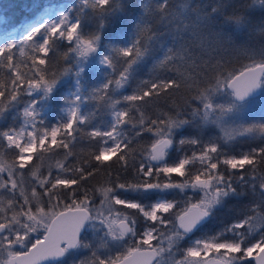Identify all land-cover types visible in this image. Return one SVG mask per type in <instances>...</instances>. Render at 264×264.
<instances>
[{
  "label": "snow or ice",
  "instance_id": "6c2138e0",
  "mask_svg": "<svg viewBox=\"0 0 264 264\" xmlns=\"http://www.w3.org/2000/svg\"><path fill=\"white\" fill-rule=\"evenodd\" d=\"M113 8V0H82L74 18L63 14L58 20L42 21L29 27L22 39L5 42L0 47V69H7L11 76L7 84L0 81V118L21 103L23 96L42 91L47 99L59 75L69 72L65 68L63 73L49 76L50 53L55 55L58 42L70 46L65 59L75 53L86 61L96 53L99 32L85 34L82 25L85 19L102 20ZM85 9L91 10L90 16L84 15ZM151 38L147 27L140 28L131 47L113 48L114 55L101 58L111 75L92 98L110 109L107 127L81 128L94 113L82 114L80 105L86 101L76 95L68 102L66 120L57 126L45 127L38 119L37 102L31 101L23 108L19 128L0 130V147L5 152L12 150L10 163L0 159V264H62V258L78 250H91V256L80 264H153L157 256H161L157 264H264V175H257V167L264 165V146L237 156L228 154L216 140H177L176 135L177 130L192 124L189 117L215 124L224 131L225 143L253 132L257 126L229 133L227 117L237 109L235 101H245L262 86L264 60L227 74L219 63L211 74L205 65L203 75L198 74L194 81V94L182 107L148 118L143 110L146 105L161 93L171 95L180 89L181 80L175 74L154 71L139 79L131 94L115 98L113 93L132 81ZM169 53L157 68L178 73L177 62L184 56ZM17 56L26 59L18 61ZM22 63L28 72L20 71ZM228 89L234 102L215 103L214 97ZM258 129L264 133V124ZM144 133L152 137L147 144L142 143ZM78 136L94 142L85 158L74 165L58 164L55 174L51 169L46 175L32 172L29 165L34 156L40 159L44 153L60 149L66 156L74 155L71 146ZM174 145L182 155L169 163ZM25 169L32 172L31 181H25ZM100 173L108 179L99 188L86 185ZM246 189L252 194L259 189L260 201L255 207L213 235H196L230 199L247 195ZM176 192L183 198H167ZM128 193H143L146 200L157 198L145 203L128 199ZM90 231L121 243L122 250L118 255L110 250L101 255L85 239ZM209 254L216 258L209 260Z\"/></svg>",
  "mask_w": 264,
  "mask_h": 264
},
{
  "label": "trees",
  "instance_id": "16d2710c",
  "mask_svg": "<svg viewBox=\"0 0 264 264\" xmlns=\"http://www.w3.org/2000/svg\"><path fill=\"white\" fill-rule=\"evenodd\" d=\"M63 1H72L76 4L74 14L82 3V0H0V15L3 16L8 29H18L25 22L28 14L40 3L52 5ZM254 2L255 0H113V10L102 20L99 18L85 19L82 31L85 34L98 31L100 40L97 48L102 54L108 56L114 55L113 48L131 47L136 41L140 28H148L152 38L147 42V51L142 62L137 66L138 69L129 85L113 95L115 98H120L124 94H131L137 81L148 78L154 71H159L164 76L175 74L176 78L181 80L180 89L173 90L171 95L161 93L159 99L154 98L150 104L146 105L143 110L146 116L151 118L162 112H168L170 109L182 107L185 101L194 94L196 90L194 81L198 74L203 75L205 65L208 66L211 74L219 63L227 74L234 69L238 71L243 65L264 60V7H258ZM84 15L90 16L91 10L85 9ZM69 47L65 42H58L55 55L50 53L49 76L52 73L59 75L65 68L69 69V72L59 75L58 83L47 98L49 108L46 127L57 126L66 120L62 112L71 100L69 94L73 91V74L77 63L75 53H69L67 59L64 58V53ZM169 50L172 53L180 52L184 56L183 61L177 62L180 65L178 73L175 69L173 72H165L157 68V65L170 54ZM25 59L26 57L17 56L18 61ZM20 71L28 72V68L22 63ZM110 75V71L95 66L89 67L84 73L82 91L86 101L84 102V113H94V117L90 123L81 125V128H105L110 123V109L105 106L104 102L92 98L95 90L100 88ZM10 76L7 69H0V81L7 84ZM203 86L202 82L200 87L203 88ZM253 101L257 102L256 107L236 121L241 130L250 126L257 127L253 132L241 135L229 143L221 142L220 146L230 155L238 156L253 148L264 146V133L258 129L259 125L264 124V95ZM27 102L28 97L23 96L21 103L4 113L3 118H0V130L21 126L22 110ZM189 119H192V124L177 130V140L181 137H199L206 141L209 138V132L200 127L199 117L194 119L189 117ZM128 131L131 135L133 130L130 126ZM151 139L149 134L144 133L142 143L147 144ZM93 144L94 142L90 144L87 138L78 136L71 146L74 155L66 156V151L63 149L46 152L40 159L34 156L29 167L37 175L41 173L46 175L49 169L55 174L58 171V164L74 165L78 163V160L85 158L93 150ZM0 152L3 153L0 159H3L6 164L10 163L12 150L5 152L0 147ZM24 172L25 181H31L32 172L28 169ZM120 175L122 178H128L124 173ZM257 175H264V165L257 167ZM107 179L103 173H100L85 183L89 187L99 188ZM173 179L179 180L180 178L173 176ZM246 192L247 195L232 198L225 206L217 210L196 235H213L225 225L239 219L250 208L255 207L260 201L259 189L256 194H252L250 189H246ZM174 198L180 200L183 197L177 192ZM85 239L90 242L88 235ZM92 247L95 250L93 245ZM109 250L111 254L118 255L122 250V245H111ZM107 254L108 251L101 255ZM90 256L91 250L74 251L65 257L62 264H80V261Z\"/></svg>",
  "mask_w": 264,
  "mask_h": 264
},
{
  "label": "rangeland",
  "instance_id": "374dc122",
  "mask_svg": "<svg viewBox=\"0 0 264 264\" xmlns=\"http://www.w3.org/2000/svg\"><path fill=\"white\" fill-rule=\"evenodd\" d=\"M254 3L257 4L258 7H261V6L264 7V0H255ZM75 5L76 4L72 1H63L60 4H52V5L47 4V3H40V5L37 8H35L34 10H32L28 14L23 25H20V27L18 29L14 28L11 30L5 26L4 18L2 15H0V47H2L5 42H7L11 39H16V40L22 39L23 38L22 35L25 33V31L29 27L35 26L42 21L43 22L55 21V20H58V18L63 14H68L70 19L74 18L75 17L74 11L76 8ZM70 10H72V11H70ZM104 56L105 55L100 52L99 48H97V52L92 54L91 56H89L86 61L81 60L80 58H78L75 55V57L77 59V63L75 64V72L73 74V91H72V93L69 94V96L71 97V100L76 95L81 96L82 100H84V96H83V92H82L83 91V79H84V73L86 72V70L89 67L95 66V67H98L99 69L110 71L104 64L101 63V58ZM81 68H83L82 72H80ZM77 72H80V75H76ZM78 87H79V92H77ZM261 88H262V90H261L260 96H263L264 95V77L262 78ZM229 92H230L229 90H225V91H222L219 95L215 96L214 97L215 103L223 104V105H228V104L233 103L234 97L230 96ZM253 100L254 99L249 100V101L244 102V103L235 102L237 104V109L232 114L228 115V117H227L228 125H226V129L229 133L233 132L234 130H241V127H240V125L237 124L236 119H238L242 115H245L246 113L249 112V110L256 107L257 102L253 101ZM31 101L37 102V111L40 113L38 119L43 121L44 126H45L49 107H48L47 99L43 98V92L38 91V92L34 93L31 97H28V102H31ZM70 106L71 105L69 104L62 112L63 116L65 118H67V109ZM80 111L82 114H84V103H81ZM22 112H23V110H22ZM199 120H200L199 121L200 127L203 130L209 132V135H208L209 138L207 140L211 139V140L219 141L220 145H221V142L223 144H226L224 142V139H223V137H224V131L223 130L219 129L213 123L204 122L200 117H199ZM21 125H22V121H21ZM214 136H215V138H213ZM240 136L241 135H237L235 137V139H233V140H236ZM230 141H232V140H230ZM229 142H227V143H229ZM188 154L190 155V152H188ZM181 155H182V152L180 150H178L177 147L174 145V147L170 150L169 156L167 158L168 162L169 163L175 162L176 160H178L181 157ZM176 194H177V192L168 196L167 198L168 199H175L174 197H176ZM125 195L127 196L128 199H137V200L143 201L145 203L152 202L153 197H155L154 199L157 198L156 196H151L150 199L146 200L145 195L143 193H141V194L128 193ZM87 235L90 239V242L95 247V250L98 251L100 254H105L110 249L111 245H113V246H121L122 245L119 242H112V241L108 240L107 238H104L102 232L94 233V232L90 231ZM102 243H104L106 245L105 248L100 247V245ZM155 243H156V241H153L154 245H155ZM4 255L6 256V253ZM162 255H164V254H162ZM215 258H216V255H214V254H209V256H208L209 260H212ZM160 259H161V256L158 257L157 262ZM157 262L155 264H157ZM71 264H74V263H71ZM253 264H254V262H253Z\"/></svg>",
  "mask_w": 264,
  "mask_h": 264
},
{
  "label": "water",
  "instance_id": "95a60500",
  "mask_svg": "<svg viewBox=\"0 0 264 264\" xmlns=\"http://www.w3.org/2000/svg\"><path fill=\"white\" fill-rule=\"evenodd\" d=\"M263 78V77H262ZM261 78V79H262ZM229 91H231L230 89H228ZM261 90H262V88L260 87V88H257L253 93H251L250 94V96H248V97H246V99H245V101H243V102H241V101H235V102H237V103H244V102H247V101H249V100H252V99H255V98H257V97H259L260 96V94H261ZM210 219V218H209ZM209 221V220H208ZM207 221V222H208ZM158 257L159 256H157L154 260H153V264H155L156 262H157V260H158ZM62 259H65V258H62ZM61 261H48V262H45V264H58V263H60ZM254 264H255V262H254Z\"/></svg>",
  "mask_w": 264,
  "mask_h": 264
},
{
  "label": "bare ground",
  "instance_id": "6f19581e",
  "mask_svg": "<svg viewBox=\"0 0 264 264\" xmlns=\"http://www.w3.org/2000/svg\"><path fill=\"white\" fill-rule=\"evenodd\" d=\"M261 95V94H260ZM258 98V97H257Z\"/></svg>",
  "mask_w": 264,
  "mask_h": 264
}]
</instances>
